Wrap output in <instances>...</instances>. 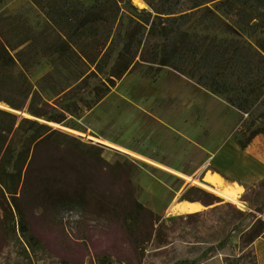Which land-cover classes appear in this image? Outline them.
<instances>
[{"label": "rangeland", "instance_id": "374dc122", "mask_svg": "<svg viewBox=\"0 0 264 264\" xmlns=\"http://www.w3.org/2000/svg\"><path fill=\"white\" fill-rule=\"evenodd\" d=\"M220 1L209 0L203 8H215ZM130 2L137 9L124 1V23L128 14H138L140 8L148 7L143 0ZM0 12L3 16L12 14L21 31H29L37 37L49 23L44 12L31 0H2ZM255 39L256 36L248 37L252 43ZM53 67L48 58L42 57L27 71L31 84V94L27 97L2 88L0 92L15 97L25 106L31 104L48 113L62 115L64 121L57 122L62 126H52L81 138L83 142L100 144L104 160L110 163L115 160L136 162L140 169L132 171L133 183L139 184L136 177L147 168L156 176H164L167 187L175 188L182 198L195 197L201 204H198L199 210L187 213L177 212L175 207L158 210L151 207L144 195L140 198L143 193L140 184L142 191L136 195L133 183L114 174L103 163L97 166L84 161L81 152L70 150L65 143L53 145L45 142L32 148L33 157L23 170L17 203L11 206V211L1 207L0 194V255L9 252L3 230H17L21 218L28 223L46 254L41 261L34 256L31 261L12 256L0 264H155L157 260H165L177 246L202 249L231 231L232 252H238L237 246L241 242H250L259 264H264V214L251 216L249 213L264 200V133L257 134L246 148L241 149L236 142V139H242L248 113L238 111L223 95L211 93L205 86L169 66L161 70L155 81H151L152 74L144 76L145 67L140 66L118 80L97 105L75 115L63 109L71 99L54 94L43 79ZM21 69L18 64L15 71ZM56 69L63 68L56 66ZM64 73L56 76L62 84L68 81L63 77ZM97 81L93 77L90 84ZM91 97L87 90L80 91L75 98ZM0 107L13 110L1 101ZM14 110L26 117H34L26 111ZM177 112L182 113L184 133L169 126L172 115ZM39 120L47 121L44 118ZM108 132L113 134L109 142L147 159L101 140L98 142L88 135L99 138ZM49 159L59 160V173L67 161L74 160L110 200H120L121 207L117 211L88 209L87 212L50 208L40 195L41 180ZM154 162L231 191L235 200L220 195L215 198L216 193L208 188ZM229 182H234L236 187L229 189ZM218 199L223 201L221 205L207 209V204L213 205ZM127 202L131 203L129 217L123 215ZM222 264H234L233 257Z\"/></svg>", "mask_w": 264, "mask_h": 264}, {"label": "trees", "instance_id": "16d2710c", "mask_svg": "<svg viewBox=\"0 0 264 264\" xmlns=\"http://www.w3.org/2000/svg\"><path fill=\"white\" fill-rule=\"evenodd\" d=\"M31 1L49 20L39 37L21 31L12 14L3 16L0 12V88L27 97L31 94L27 71L46 57L54 66L43 76L47 87L56 95L70 98L63 109L78 115L97 105L118 80L137 67L144 66L143 75L152 74L151 81H155L161 70L169 66L211 93L223 95L238 111L248 113L242 139H236L241 149L257 134L264 133V0H222L209 9L203 8L209 0H143L148 7L140 8L138 14H128L126 23L122 15L124 1L137 9L130 0ZM253 36L255 43L248 40ZM18 64L22 69L16 72ZM63 71L68 81L62 84L56 76ZM93 77L98 81L91 85ZM87 90L91 98H75L80 91ZM0 101L13 109L0 107L3 209L11 211V206H16L23 170L33 157L32 148L45 142L65 143L70 150L81 152L84 161L97 166L103 163L114 174L133 183L132 171L140 169L136 162L110 163L102 158L100 144L83 142L48 123L63 122L62 115L31 104L25 106L1 92ZM14 109L34 117H26ZM58 161L49 159L41 180L40 195L50 208L87 212L88 209L117 211L121 207L120 200H110L74 160L67 161L61 173L57 170ZM133 184L139 195L142 188ZM130 202L123 212L125 217H129ZM253 209L254 212H249L251 216L264 214V200ZM231 233L202 249L177 246L165 260H157L155 264H222L231 256L234 264H259L250 242H241L238 252H232ZM3 236L9 252L0 255V263L12 256L30 261L34 256L41 261L46 254L22 218L17 230H3Z\"/></svg>", "mask_w": 264, "mask_h": 264}, {"label": "crops", "instance_id": "0c3cea01", "mask_svg": "<svg viewBox=\"0 0 264 264\" xmlns=\"http://www.w3.org/2000/svg\"><path fill=\"white\" fill-rule=\"evenodd\" d=\"M181 115H182L181 112L174 113L172 115L173 117L170 119L169 126H171L175 130L184 133L185 132L183 128L184 122L182 121ZM99 134L101 135V133ZM101 137L105 138L106 140H111L113 134L111 132H108L105 133L104 135H101ZM208 143L211 144L210 141ZM136 180L143 188V193L140 198L142 199L144 195L145 200H148L150 202L151 207L153 208H156L158 210L159 209L163 210L164 207H172V208L175 207L177 208V212H182V213L199 210L196 208L195 209L191 208V205L201 204V201L199 199L195 197L182 198L181 193L175 191V188L167 187L168 183L164 176H156L150 173L147 168H143V170L138 173ZM227 185L229 186V189L236 187V185H234V182H229L227 183ZM217 197L218 194H215V198ZM222 202H223L222 200L218 199L213 205L207 204V209L216 208L219 205H221ZM203 207H206V205H203Z\"/></svg>", "mask_w": 264, "mask_h": 264}, {"label": "bare ground", "instance_id": "6f19581e", "mask_svg": "<svg viewBox=\"0 0 264 264\" xmlns=\"http://www.w3.org/2000/svg\"><path fill=\"white\" fill-rule=\"evenodd\" d=\"M55 124V123H54ZM57 125H61L62 126V124H60V123H56ZM55 124V125H56ZM64 128H66V129H68L69 131L71 130V131H73V132H76V133H81V132H79L78 130H76V129H74V128H68V127H65V126H63ZM81 134H83V133H81ZM90 137H92L93 139H95V140H97V141H99V140H101V141H103V142H105V143H107V144H109V145H111V146H116V147H118L119 149H121V150H123V151H126L127 153L128 152H130L131 154H133V155H135V156H137V157H139V158H141V159H147V158H145L144 156L142 157L141 155H139V154H137V153H135V152H133V151H131V150H126V149H124L123 147H121V146H118L117 144H112L111 142H109L108 140H106L105 138H102V137H99V138H97L96 136H92V135H90V134H88ZM149 160V159H148ZM150 161H152V160H150ZM153 162V161H152ZM155 163V162H154ZM156 165H159V166H161V167H163V168H165V169H167L168 171H170V172H173V173H176L178 176H181L182 178H184V179H188V180H191V181H193V182H195V183H197V184H199L200 186L202 185V186H204V187H206V188H208L209 190H211V191H213L214 193H216V194H218V195H220V196H222V197H225L226 199H231V200H235L234 199V196H233V194H232V192L231 191H227V190H223V189H220V188H218V187H214V186H212L210 183H208V182H205V181H203V180H197V179H194V178H192V177H190V175H188V174H184V173H181V172H179L178 170H176V169H174V168H171V167H166L165 165H163L162 163H159V162H157V163H155ZM191 208L192 209H199V205L198 204H196V205H191Z\"/></svg>", "mask_w": 264, "mask_h": 264}, {"label": "water", "instance_id": "95a60500", "mask_svg": "<svg viewBox=\"0 0 264 264\" xmlns=\"http://www.w3.org/2000/svg\"><path fill=\"white\" fill-rule=\"evenodd\" d=\"M56 123H57V122H56ZM56 123H55V124H56ZM53 124H54V122L50 123V125H53ZM98 142H99V141H98Z\"/></svg>", "mask_w": 264, "mask_h": 264}]
</instances>
